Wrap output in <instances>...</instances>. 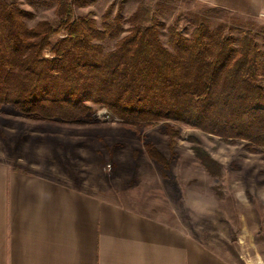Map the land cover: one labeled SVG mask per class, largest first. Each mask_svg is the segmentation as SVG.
I'll use <instances>...</instances> for the list:
<instances>
[{"label":"trees","instance_id":"trees-1","mask_svg":"<svg viewBox=\"0 0 264 264\" xmlns=\"http://www.w3.org/2000/svg\"><path fill=\"white\" fill-rule=\"evenodd\" d=\"M53 1L54 20L29 27L31 12L0 0V108L80 124L98 106L129 126L171 120L264 152V51L253 39L201 26L188 36L170 31L165 46L163 25L144 0L127 20L108 8L100 27L75 16L68 0ZM106 41L113 47L106 50ZM166 130L173 142L179 132ZM145 149L164 163L153 146ZM197 159L209 175L220 174L208 154L198 151Z\"/></svg>","mask_w":264,"mask_h":264},{"label":"rangeland","instance_id":"rangeland-1","mask_svg":"<svg viewBox=\"0 0 264 264\" xmlns=\"http://www.w3.org/2000/svg\"><path fill=\"white\" fill-rule=\"evenodd\" d=\"M34 15L54 20L53 0H6ZM161 23L160 40L167 46L170 31L185 36L201 26L223 36L253 39L264 51V24L199 0H144ZM75 16L95 19L100 27L106 10L118 9L127 20L141 0H68ZM128 28V24H124ZM54 37L52 41H56ZM105 49L113 47L106 41ZM264 83V77H263ZM93 111L80 124L42 122L21 115L11 105L0 108V157L13 163L30 160L81 173L106 189L102 197L144 213L187 235L192 245L212 251L229 264H264V152L246 142L223 141L184 124L165 120L129 126L106 109ZM107 112L108 114L102 115ZM179 132L173 142L167 127ZM153 146L164 163L150 159ZM38 149L39 154L32 153ZM203 151L220 166L209 175L197 159ZM13 153V154H12ZM14 155L20 161H14Z\"/></svg>","mask_w":264,"mask_h":264},{"label":"crops","instance_id":"crops-1","mask_svg":"<svg viewBox=\"0 0 264 264\" xmlns=\"http://www.w3.org/2000/svg\"><path fill=\"white\" fill-rule=\"evenodd\" d=\"M199 1L264 24V0ZM8 156L0 157V264H229L181 231L102 197L103 183L91 177Z\"/></svg>","mask_w":264,"mask_h":264},{"label":"built area","instance_id":"built-area-1","mask_svg":"<svg viewBox=\"0 0 264 264\" xmlns=\"http://www.w3.org/2000/svg\"><path fill=\"white\" fill-rule=\"evenodd\" d=\"M106 114H108V113H107V112H105V113L103 112V113H102V115H106Z\"/></svg>","mask_w":264,"mask_h":264}]
</instances>
